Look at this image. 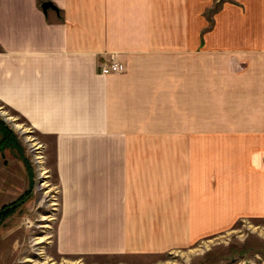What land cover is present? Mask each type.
Wrapping results in <instances>:
<instances>
[{"label":"crops","instance_id":"obj_1","mask_svg":"<svg viewBox=\"0 0 264 264\" xmlns=\"http://www.w3.org/2000/svg\"><path fill=\"white\" fill-rule=\"evenodd\" d=\"M0 107L53 142L60 254L264 217V0H0Z\"/></svg>","mask_w":264,"mask_h":264},{"label":"rangeland","instance_id":"obj_2","mask_svg":"<svg viewBox=\"0 0 264 264\" xmlns=\"http://www.w3.org/2000/svg\"><path fill=\"white\" fill-rule=\"evenodd\" d=\"M0 122V264H264V217L241 218L227 231L166 253H58L61 196L53 142L2 107ZM33 143L41 144L39 150Z\"/></svg>","mask_w":264,"mask_h":264},{"label":"built area","instance_id":"obj_3","mask_svg":"<svg viewBox=\"0 0 264 264\" xmlns=\"http://www.w3.org/2000/svg\"><path fill=\"white\" fill-rule=\"evenodd\" d=\"M125 70V65L116 60L112 61L111 63L103 64L101 67V73L103 75H109L112 73H123Z\"/></svg>","mask_w":264,"mask_h":264},{"label":"bare ground","instance_id":"obj_4","mask_svg":"<svg viewBox=\"0 0 264 264\" xmlns=\"http://www.w3.org/2000/svg\"><path fill=\"white\" fill-rule=\"evenodd\" d=\"M28 139L33 140L32 138H28ZM34 146L36 147V148H34V149L39 150V147H41V144L39 145L38 143H33V147H34ZM42 151H43V150H42ZM38 158L42 159V158H43V155H42V156H38ZM36 159H37V158H36ZM39 162L41 163V162H43V161L40 160ZM43 174H44V173H42V175H43ZM43 185H45V184L43 183ZM43 185H42V186H43Z\"/></svg>","mask_w":264,"mask_h":264},{"label":"water","instance_id":"obj_5","mask_svg":"<svg viewBox=\"0 0 264 264\" xmlns=\"http://www.w3.org/2000/svg\"><path fill=\"white\" fill-rule=\"evenodd\" d=\"M49 8H53L52 3H50V2H45V3L43 4V9H44L45 11H47Z\"/></svg>","mask_w":264,"mask_h":264}]
</instances>
